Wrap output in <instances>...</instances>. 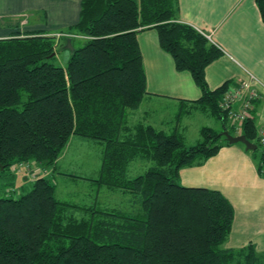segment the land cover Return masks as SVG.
Returning a JSON list of instances; mask_svg holds the SVG:
<instances>
[{"label":"trees","instance_id":"16d2710c","mask_svg":"<svg viewBox=\"0 0 264 264\" xmlns=\"http://www.w3.org/2000/svg\"><path fill=\"white\" fill-rule=\"evenodd\" d=\"M255 2L264 22V0ZM177 11V0H81L78 20L64 30L0 38V172H40L26 179L23 194L0 197V264H264L253 243L225 247L234 208L220 191L179 182L181 168L215 155L229 144L225 137L204 126L201 140L186 145L177 130L128 122L147 93L137 33L154 28L175 69L189 72L200 89L192 102L257 145L249 152L264 176L254 119L230 129L220 108L229 83L208 88L205 68L221 51L179 22ZM58 48L69 53L64 66L52 61ZM73 135L103 145L92 181L130 195L128 210L57 199L42 173L55 171ZM136 160L151 166L129 177Z\"/></svg>","mask_w":264,"mask_h":264},{"label":"crops","instance_id":"0c3cea01","mask_svg":"<svg viewBox=\"0 0 264 264\" xmlns=\"http://www.w3.org/2000/svg\"><path fill=\"white\" fill-rule=\"evenodd\" d=\"M80 1L0 0V38L17 32L61 31L78 20ZM177 2V20L209 34L210 39H207L221 51V55L205 68L208 88L212 90L228 82L230 89L242 81L250 82L255 92L251 117L257 130L264 127V22L255 0ZM137 40L145 70L147 93L139 107L129 113V124L142 122L164 131L177 130L185 139L191 118L198 113L213 118L214 124L207 127L221 133L224 130L221 121L206 113L198 103L192 102L201 97V91L189 72L175 69L172 57L159 46L157 31L154 28L140 30ZM244 94L234 103L235 109L240 108ZM182 107L186 108L185 114L182 113ZM178 113L180 117L176 120ZM227 123L231 129L230 121ZM202 127L197 129L198 133ZM75 138L76 143L100 147L101 168L103 145L76 135L68 141ZM34 169L33 174L27 173L28 176H24L25 180L35 178L38 169ZM42 175L49 178L47 171ZM179 182L185 187L218 190L230 201L234 208V218L225 247L239 248L253 243L257 251H264V176L259 174L253 154L243 144L223 145L206 160L181 168ZM91 185L97 186L93 182ZM97 188L95 202H91L94 204H99L98 195L102 187Z\"/></svg>","mask_w":264,"mask_h":264},{"label":"rangeland","instance_id":"374dc122","mask_svg":"<svg viewBox=\"0 0 264 264\" xmlns=\"http://www.w3.org/2000/svg\"><path fill=\"white\" fill-rule=\"evenodd\" d=\"M33 19H35V17ZM58 36L59 34H57L56 37ZM74 43L76 46H80L83 44V40L75 39ZM68 58V51L58 48L52 61L55 65L64 66ZM185 110L186 109H183L184 114ZM194 115L185 132L184 141L186 145H194L201 140V135L197 132L200 126H212V124H214V119L211 117L198 113ZM219 124L221 125L220 122ZM197 138H199V140ZM76 140L77 138L68 141L59 156L55 171H48L47 175H49V179L57 183V198L87 205L91 204L92 201L95 202V195L97 194L98 188L97 186H92L91 182L97 185L92 179H97L100 174V147L88 146L87 143H76ZM90 144H93V142ZM149 166H151V162L148 161H132L128 168V176L134 177L142 174ZM8 171L3 174L0 172V197H18L28 190H24L27 180L23 178L24 176L22 173L14 172L13 174H9ZM21 171H23V169L19 172ZM11 176L12 178H10ZM9 185H12L13 191L11 193H6V187ZM130 201V195L121 194L120 190L110 191L105 187H102L98 195L100 206L108 208L128 210L131 204ZM72 214L81 216L77 211H73Z\"/></svg>","mask_w":264,"mask_h":264},{"label":"built area","instance_id":"2783aa9c","mask_svg":"<svg viewBox=\"0 0 264 264\" xmlns=\"http://www.w3.org/2000/svg\"><path fill=\"white\" fill-rule=\"evenodd\" d=\"M206 38L210 39V35L201 32ZM244 94L243 102L239 109L234 108L242 94ZM255 97V92L251 89L250 82L242 81L238 86L230 88L225 92L223 99L220 101V108L227 114L228 120L236 130L241 129V124L251 117L252 99ZM257 140L264 146V127L257 130Z\"/></svg>","mask_w":264,"mask_h":264},{"label":"water","instance_id":"95a60500","mask_svg":"<svg viewBox=\"0 0 264 264\" xmlns=\"http://www.w3.org/2000/svg\"><path fill=\"white\" fill-rule=\"evenodd\" d=\"M67 48L72 49L70 39H67ZM221 135L225 137L226 141L229 144L241 143L245 146L246 150H255L257 148V145L253 142H250L244 134L232 135L227 130H223L221 132Z\"/></svg>","mask_w":264,"mask_h":264}]
</instances>
